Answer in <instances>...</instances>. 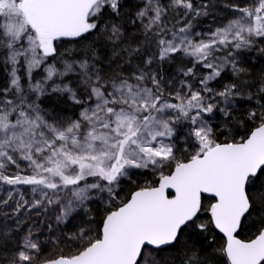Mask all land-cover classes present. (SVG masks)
<instances>
[{
    "label": "snow or ice",
    "instance_id": "1",
    "mask_svg": "<svg viewBox=\"0 0 264 264\" xmlns=\"http://www.w3.org/2000/svg\"><path fill=\"white\" fill-rule=\"evenodd\" d=\"M262 45L264 0H0V264H264Z\"/></svg>",
    "mask_w": 264,
    "mask_h": 264
},
{
    "label": "trees",
    "instance_id": "2",
    "mask_svg": "<svg viewBox=\"0 0 264 264\" xmlns=\"http://www.w3.org/2000/svg\"><path fill=\"white\" fill-rule=\"evenodd\" d=\"M164 1H167V0H164ZM129 2H130V4H136L139 2V0H129ZM134 10L135 9L133 8L132 11H134ZM66 47H71V46L66 45ZM151 51H155V48L153 47L151 49ZM178 66H183L181 59H177L171 63L165 64L164 65V75L167 77H175L176 76V69ZM188 66H190V65H188ZM242 66L245 67L248 70V72L250 73V76L245 77V79H248V80L258 79L260 74L264 73V58H258L257 54L253 53L251 59L248 62L243 63ZM153 67L155 68V65ZM125 71H127V69ZM232 79H234V77L231 76L230 72L226 71V73L224 75V79L222 81L213 82L212 87L219 90L223 86L224 83H228ZM43 107L51 109L52 102L50 100L45 99ZM64 107L66 110L64 112H62L61 115L72 116L73 112L79 111V109L74 108V106H72L71 104L64 105ZM181 143H183V142L181 141ZM124 187H125V191H128V190H130L131 186L125 185ZM0 195H4V193L0 192ZM121 195H124V193L122 192ZM25 198L30 199L31 195L28 192H25ZM51 215H52L51 213H49L47 216H43V214H42V220H37L35 215H33L31 217V219H29L27 221V223L28 224H34L45 235L54 234L57 237H61V233H68L70 231L75 230L73 224H75L76 222H73V224L67 225V227L60 226L59 228H57L54 220H50ZM46 221H50L53 223V227L55 229L54 233H49V230L44 226V222H46ZM221 239L222 238L217 239V246L219 245ZM49 247L51 248L52 246L49 245ZM60 247L63 248L65 254H71L75 250V245L71 241L65 240L62 237H61ZM161 256L166 261H168V264H172L173 261H176V264H179V261H178L179 254L177 252L167 251V252L161 253Z\"/></svg>",
    "mask_w": 264,
    "mask_h": 264
},
{
    "label": "rangeland",
    "instance_id": "3",
    "mask_svg": "<svg viewBox=\"0 0 264 264\" xmlns=\"http://www.w3.org/2000/svg\"><path fill=\"white\" fill-rule=\"evenodd\" d=\"M164 2L166 3L167 1H164ZM216 11L219 15H227V13H225L222 8H218ZM170 19H171V16H170ZM210 27H215V25L210 24L209 18H201L198 22L197 27H196V31H205ZM262 46H264V45H262ZM57 82H59V81H57ZM186 133H187V128H184L182 131V135H184ZM145 178L146 179H152L153 177H151L150 174H146ZM25 187H27V186H22L21 190H23ZM28 193L30 195H32L30 192H28Z\"/></svg>",
    "mask_w": 264,
    "mask_h": 264
}]
</instances>
